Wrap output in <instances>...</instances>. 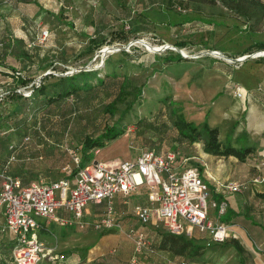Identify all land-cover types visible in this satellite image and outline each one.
I'll use <instances>...</instances> for the list:
<instances>
[{
	"label": "rangeland",
	"instance_id": "obj_1",
	"mask_svg": "<svg viewBox=\"0 0 264 264\" xmlns=\"http://www.w3.org/2000/svg\"><path fill=\"white\" fill-rule=\"evenodd\" d=\"M37 2L0 0V92H5L0 102V168L8 165L9 174L27 183L65 176L74 165V153L81 154L78 147L82 137L95 135L111 124L125 126L126 130L98 148V160H133L140 150L151 148L173 150L198 164L203 154L201 141L192 143L178 136L170 109L176 107L186 119L196 122L201 118L196 114L209 113L219 100V96H213L220 89L227 91L229 100L239 97L238 91L249 102L255 98L260 111L264 110V64L257 60L264 55V48L251 46L254 41H264V14L245 20L218 2L195 4L187 0H183L184 7L176 0ZM196 13L218 24L191 20L181 29L171 24L187 15L193 18ZM132 17L139 21L138 31L129 29ZM45 30L47 37L41 39ZM89 38L103 39L104 43L87 53ZM179 41L185 45H177ZM175 52L188 60L178 64L161 60ZM225 64L235 71L234 79L227 74ZM80 70L94 72L87 80L91 88L48 104L34 98L33 90L29 96L16 91L22 84L10 74L23 76L33 88L45 86L44 92L50 93L58 77ZM123 76L144 86L131 109L119 117L124 103H118L112 115L104 112L103 106L115 98ZM256 136L264 139V132ZM247 158L248 162H258L254 155ZM263 180V176H257L254 182L261 184ZM143 228L147 241L140 246L127 236L129 227L121 224L108 230L87 228L77 232L75 237L86 240L74 244L70 259L74 264H224L219 260L226 255L225 248L194 227L191 237L199 240L204 254L188 259L151 249L158 235L148 226ZM10 236L0 205V239ZM44 237L52 239L51 234ZM13 250L14 244L10 248L0 244V261L16 264ZM227 264L239 263L235 258Z\"/></svg>",
	"mask_w": 264,
	"mask_h": 264
},
{
	"label": "built area",
	"instance_id": "obj_2",
	"mask_svg": "<svg viewBox=\"0 0 264 264\" xmlns=\"http://www.w3.org/2000/svg\"><path fill=\"white\" fill-rule=\"evenodd\" d=\"M46 37L45 30L40 38ZM35 84L39 85V82ZM31 85L24 84L15 90L29 96L33 90ZM4 96L5 92H0V102ZM11 159L13 156L7 164ZM189 159V156H180L170 149L145 148L133 160L104 162L93 158L80 166V155L74 153V165L65 176L25 184L4 167L0 170V205L4 227L14 242L16 264H41L53 254L38 237L42 221L78 230L120 227L114 208L115 198L120 197L127 203L141 186L146 188V201L135 203L130 209L139 225L160 223L172 233L187 236L194 227L206 232L215 243L230 238L229 224L221 219L227 210L225 200L217 202L214 199L213 190L198 165ZM241 186L240 182L227 181L214 191L224 195L239 191ZM101 202H104L101 216L88 221L86 206ZM58 209L68 214L59 215ZM126 234L137 246L145 245L147 241L140 228H129Z\"/></svg>",
	"mask_w": 264,
	"mask_h": 264
},
{
	"label": "trees",
	"instance_id": "obj_3",
	"mask_svg": "<svg viewBox=\"0 0 264 264\" xmlns=\"http://www.w3.org/2000/svg\"><path fill=\"white\" fill-rule=\"evenodd\" d=\"M24 1L38 4L37 0H24ZM187 1L195 4L198 3L215 4L216 2H218L227 10L236 13L237 15L243 17L245 20H248L257 14H264V2L262 0H187ZM176 2L179 6L180 5H183V7L186 6V3L183 4V0H176ZM119 5L121 4L119 3ZM191 20H196L201 22L202 24H208L212 26L218 24V22L215 19L211 17L203 16L199 13H196L193 18L187 15L183 18V20L171 21V24H173V26L177 25L178 28L181 29L182 25L185 22ZM138 22L139 21L136 19V17L129 18L128 20L129 29H131L132 31H138L139 29H141V26H139L140 24ZM209 34H213L212 30L209 31ZM103 43H104L103 39L95 40L94 38H89V43L86 46V52L89 53L94 51L95 49H98ZM176 44L179 46H183L185 45V42L179 41ZM251 46L257 50L263 49L264 41L263 40L254 41L251 43ZM161 60L166 63L178 64L180 62L188 60V58L183 56L179 52H175V53H169L166 56L161 57ZM257 60L264 64V55L258 56ZM8 69L15 71V69L11 66H8ZM225 69L227 74L234 79L236 74L233 68L228 67L225 64ZM10 74L12 76H16L17 81L20 84L22 85L26 84V79L23 78V76H18L13 72H10ZM92 75H94V72H89L87 70H80L78 72L69 75L60 76L55 82L52 83L54 88L50 93L44 92L45 86H38L33 88L32 95L34 98L40 97L39 99H41V101L45 104L57 102L67 96L77 95L80 90L90 89L91 86L87 82V80L88 78L92 77ZM98 81L101 82L102 80H98ZM244 85H245L244 87L249 90L248 83H244ZM143 86L144 84H134L133 82L127 80L125 76H123L118 85L117 94L115 98H113L110 102L106 103L103 106V111L112 115L114 114L117 108V104L124 103V108L120 111V116H119L122 117L125 113H127L131 109L134 102L141 96ZM226 93L227 91L225 89H220L214 94L213 98H216ZM16 95L20 96V94H16ZM170 114L172 117V125L176 129L178 136L192 143L201 141L204 152L213 155H222V156L232 155L236 157L239 161H245V158L248 155L255 152L254 145L249 144V142L247 141V134L244 129L232 138V129L237 124V121H234L232 123L231 131L226 133L224 140H221L218 137V127L211 126L208 124L206 120L207 113H205V116L200 123H195L192 120L186 119L182 111L176 107H172L170 109ZM125 130H126L125 126H117L116 124H111L104 126L103 129L95 135L83 136L79 142V147H78V151L81 153L79 165L82 166L87 162H89L91 159H93L92 149L103 147L109 140L115 138L118 135L123 134ZM4 167L7 170L8 165H3V167H1L0 170L3 169ZM198 167L199 170H201V166ZM21 180L24 184L27 183L23 181V179ZM255 195L264 199V192H255ZM213 197L217 202L222 200V195L219 192L214 191V189H213ZM232 215H233V211L227 209L225 214L221 216V219L223 221H228L231 219ZM140 226H142L140 227V229H142L143 232L145 233V237H146V231L144 230L143 226H148V228L150 227L158 235V241L156 242V244L155 243L153 245L152 243L150 244L151 249L152 247L153 248L156 247L158 249L169 251L175 255L184 257L186 259L197 258L204 254V248L201 244H199V240L191 237V235L187 236L185 234L172 233L166 230L164 226H162V224L160 223L158 225L146 224ZM159 226H161L163 229L159 228ZM196 230L199 231L198 229ZM199 232L206 233L202 231ZM0 244L10 248L14 244L12 236L8 238L5 237L1 238ZM216 244H220L221 247H225L228 245L232 246L237 252L239 264H248V261H250L249 254L246 253L245 248L236 237H230L224 240L223 242ZM0 264H4V262L0 261ZM107 264H111V263L108 262Z\"/></svg>",
	"mask_w": 264,
	"mask_h": 264
},
{
	"label": "crops",
	"instance_id": "obj_4",
	"mask_svg": "<svg viewBox=\"0 0 264 264\" xmlns=\"http://www.w3.org/2000/svg\"><path fill=\"white\" fill-rule=\"evenodd\" d=\"M240 96L229 100L226 94L220 95L219 100L213 104L209 113L205 112L207 113L206 120L209 125L218 127V137L221 140H224L226 133L231 131L232 123L237 121L232 129V138L244 129L247 134V141L255 147V152L251 155H254L258 162H248L247 157L245 158L247 160L239 161L232 155H213L203 151V154L198 157V164L195 165L201 166L200 172L212 190L219 189L220 184L227 181H236L241 184L249 182L247 186H241V189L237 192L221 195L222 200H225L227 204V209L233 211L231 219L227 221L231 230V237H236L243 245L246 253L250 256V264H264V199L255 195V192H264V182L261 184L254 182L257 176L264 177V139L256 136L257 133L264 132V110L261 109L262 111H260L255 98H252V101L249 102L244 94ZM205 113L202 115L196 114L197 118H201L195 123H200ZM242 118L245 121H240ZM97 152L98 148L93 152L94 159H97L95 157ZM113 161L118 160L104 162ZM139 199H143L142 203L146 201V188L143 186L128 199L127 203H124L120 197L115 198L114 208L121 225L129 228L139 225L130 212L133 204L140 203L138 202ZM103 209L104 202L91 204L85 218L88 221H94L101 216ZM57 214L67 215L68 213L58 209ZM81 231L74 227L59 226L54 222L42 221L38 230V237L46 242L45 245L52 249L53 254L43 260L41 264H49L48 262L51 264H74V259H70L71 256H74L73 246L79 241L86 240L75 237L77 232ZM45 234H51L52 239L44 237ZM224 248L226 255L222 256L219 262L227 264V262H233L235 258L238 262L235 249L230 245Z\"/></svg>",
	"mask_w": 264,
	"mask_h": 264
},
{
	"label": "bare ground",
	"instance_id": "obj_5",
	"mask_svg": "<svg viewBox=\"0 0 264 264\" xmlns=\"http://www.w3.org/2000/svg\"><path fill=\"white\" fill-rule=\"evenodd\" d=\"M240 89H242L241 87H239V89L238 90H240ZM237 104V103H236ZM124 134V133H123Z\"/></svg>",
	"mask_w": 264,
	"mask_h": 264
},
{
	"label": "water",
	"instance_id": "obj_6",
	"mask_svg": "<svg viewBox=\"0 0 264 264\" xmlns=\"http://www.w3.org/2000/svg\"><path fill=\"white\" fill-rule=\"evenodd\" d=\"M183 55V54H182ZM183 56H185V55H183ZM186 57V56H185Z\"/></svg>",
	"mask_w": 264,
	"mask_h": 264
}]
</instances>
